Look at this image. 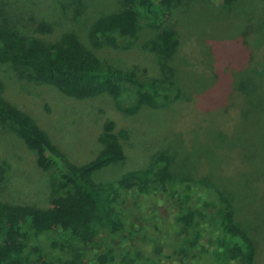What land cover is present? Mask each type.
<instances>
[{"label":"rangeland","instance_id":"1","mask_svg":"<svg viewBox=\"0 0 264 264\" xmlns=\"http://www.w3.org/2000/svg\"><path fill=\"white\" fill-rule=\"evenodd\" d=\"M126 7L123 0H0V25L47 43L57 41L67 31L75 32L104 61L124 69H136L143 79H157L170 88H179L182 91L179 99L158 108L144 106L136 114H129L122 107L132 102V90L119 99L107 93L78 99L51 84L30 81L5 62H0L1 94L33 117L67 159L77 164L95 158L102 150L99 137L107 121H114L116 130H127L128 135L121 138L126 158L99 171L96 175L99 181L115 180L127 171L145 168L162 150L175 156L177 167L185 171V176L197 172L215 174L217 167H222L224 172L233 170L239 163L236 154L241 148L248 151L255 144L253 135L257 126L253 130L239 116L246 108L247 114L254 109L249 99L254 102V95L264 90L261 78L264 0H183L165 23V27L176 31L178 38L176 53L170 60L147 48V42L158 32L148 26L147 19L141 21L136 36L118 38L116 44L91 36L101 16ZM247 77H251L250 86L256 87L249 90L252 97L241 91L237 98L233 85L248 81ZM250 86L246 85L248 89ZM240 99L248 101L244 103ZM229 143L241 148L237 150ZM219 152L223 153L222 159ZM263 154L264 149L259 148L251 156L256 161V156ZM220 160L225 161L223 166ZM248 165H251L249 160L228 178L242 193L253 185L252 181L249 185L244 183L246 173H242ZM0 166L4 170L0 184L2 201L47 208L54 197L64 193L57 183V171L40 168L36 153L2 125ZM196 199L194 195L188 204ZM128 205L150 225L159 217H173L172 210L167 208L169 204L150 191L128 193ZM173 205L177 210L178 205ZM239 220L250 230L254 222L259 223L260 228L251 232L264 239V204L261 208L250 204ZM113 242L114 239L102 233L92 248L79 244L47 252L56 253L53 259L57 264H83L84 256L91 264H99L97 255ZM31 243V250L37 252L39 242ZM159 260L160 264L192 262L191 257L176 252H164ZM260 264H264V254Z\"/></svg>","mask_w":264,"mask_h":264},{"label":"trees","instance_id":"2","mask_svg":"<svg viewBox=\"0 0 264 264\" xmlns=\"http://www.w3.org/2000/svg\"><path fill=\"white\" fill-rule=\"evenodd\" d=\"M123 1L127 7L101 16L91 36L116 44L118 38L136 36L141 21L147 19L148 26L158 31L147 42V48L162 59H172L178 38L165 23L183 0ZM0 62L10 63L30 81L51 84L78 99L103 93L119 99L132 90V102L122 107L129 114H136L144 106L161 107L182 94L179 88H170L157 79H143L136 69L104 61L72 31L47 43L0 25ZM261 78L264 81V73ZM247 79L233 85L237 98L241 91L252 97L249 90L256 87L250 86L251 77ZM254 96V102L249 99L254 109L248 114L244 109L239 117L253 130L257 126L255 144L245 151L229 143L237 150L241 148L236 154L239 163L227 171L229 174L217 167L215 174L197 172L185 176V171L178 169L175 156L162 150L145 168L127 171L115 180L99 181V171L126 158L121 138L128 135L127 130H116V123L107 121L99 137L102 150L95 158L77 164L67 159L33 117L0 92V125L23 139L36 153L40 168L57 171V183L64 191L47 208L0 200V264H57L53 259L56 253L50 255L49 249L66 250L79 244L92 248L102 233L114 242L97 255L99 264H160L164 252L191 257L190 264H260L264 239L251 232L258 230L260 224L254 222L250 230L239 222L241 212L250 204L260 208L264 204V154L256 156V161L251 156L257 149H264V90ZM219 153L222 159L224 151ZM248 160L251 165L242 174L246 173L244 183L249 185L252 181L253 185L242 193L228 178ZM220 161L223 166L225 161ZM227 164L231 163L227 160ZM3 178L0 166V184ZM138 190L150 191L164 200L173 217H159L152 225L143 222L128 205V193ZM194 195L196 201L188 204ZM170 203L178 205V209ZM33 240L39 242L37 252L31 250ZM82 260L83 264H91L85 256Z\"/></svg>","mask_w":264,"mask_h":264}]
</instances>
